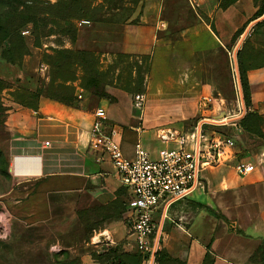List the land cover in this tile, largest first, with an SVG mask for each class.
<instances>
[{"label": "rangeland", "instance_id": "374dc122", "mask_svg": "<svg viewBox=\"0 0 264 264\" xmlns=\"http://www.w3.org/2000/svg\"><path fill=\"white\" fill-rule=\"evenodd\" d=\"M263 7L264 0L225 8L214 4L207 11L192 0H0L1 21H27L20 37L12 39L14 48L0 57V264H79L86 250L98 257L86 244L91 240L89 221L82 218L86 227L64 232L53 223L25 222L9 212L3 193L13 183L4 123L10 110L33 108L42 97L39 90L50 93L51 87L64 85L94 107L100 99L119 101L138 126L133 95L142 79L141 127L156 140L161 130L191 136L201 119L226 120L202 123L200 143L218 134L231 137V156L236 152L240 160L249 161L262 150L264 135H238V121H229L242 112L233 50L257 8ZM78 53L85 54V63ZM236 62L245 113L258 114L251 130L264 134V108H250L248 90V75L258 70L264 74V18L248 30ZM92 70L98 74L96 81L89 78ZM94 90L109 97L100 98ZM156 231L157 225L154 239ZM159 240L156 250L161 234ZM137 251V260L149 264L153 248Z\"/></svg>", "mask_w": 264, "mask_h": 264}, {"label": "crops", "instance_id": "0c3cea01", "mask_svg": "<svg viewBox=\"0 0 264 264\" xmlns=\"http://www.w3.org/2000/svg\"><path fill=\"white\" fill-rule=\"evenodd\" d=\"M192 1L204 11L220 4ZM248 79L250 108H264L263 72H253ZM118 103L100 99L94 107L83 98L65 104L40 97L33 108L10 110L4 122L13 176L3 193L9 212L25 222L53 223L64 232L86 227L82 218L89 221L91 240L86 244L99 258L86 250L79 264H141L126 207L129 192L119 183L109 157L97 160L89 149L94 111L104 109V131H115L127 158L133 154V142V149L140 141L152 156L167 144L142 127L137 131ZM239 133L246 135L242 128ZM154 141L163 146L156 147ZM226 155L220 163L202 165V185L166 207L160 232L166 256L161 264H264V144L249 159L255 169L244 176L234 169L240 160L236 152L230 157L228 150ZM162 211L155 210L153 217L158 213L160 218ZM95 237L98 242L92 244Z\"/></svg>", "mask_w": 264, "mask_h": 264}, {"label": "built area", "instance_id": "2783aa9c", "mask_svg": "<svg viewBox=\"0 0 264 264\" xmlns=\"http://www.w3.org/2000/svg\"><path fill=\"white\" fill-rule=\"evenodd\" d=\"M144 102V93L133 95V106L140 112L139 125L135 128L137 131L141 130ZM105 119L104 109L96 108L90 127L89 149L95 153L97 160H102L103 155L109 157L119 183L128 190L126 207L131 212V234L137 249L144 254L153 248L156 230L153 214L159 204L166 203L167 207L199 188L201 166L226 160L228 150L230 156L233 155L234 140L214 135L207 141L204 138L200 143L201 132L198 137L197 129L191 136L176 130H161L157 138L167 145L159 148L155 156L150 155L141 142L137 141L133 157L127 158L115 131H104ZM234 169L238 175L244 176L252 172L254 166L249 161L238 160Z\"/></svg>", "mask_w": 264, "mask_h": 264}, {"label": "trees", "instance_id": "16d2710c", "mask_svg": "<svg viewBox=\"0 0 264 264\" xmlns=\"http://www.w3.org/2000/svg\"><path fill=\"white\" fill-rule=\"evenodd\" d=\"M235 1L236 0H220V7L225 8ZM263 12H264V7L263 8H257V10L255 11L253 19L260 17L263 14ZM26 23H27V21H24L22 18L21 19L17 18V19H15V21H12L9 23H6V22L0 20V57H2L4 52H9L11 46H12V48H14V44H13L12 39H13V37H20V32ZM77 57L79 58L81 63L86 62L85 54L78 53ZM68 58L71 59L69 56L66 59H68ZM97 75L98 74L96 73V71L92 70V72L89 74L90 80L96 81ZM142 82H143V80L140 79L139 84H138V89H137L138 92H141V90L143 89ZM241 85L244 86L243 82H241ZM51 89H52L51 90L52 92H50V93H47V92L45 93L44 90H39V93H40V95H42V97L50 98V99H53V100H56V101H59V102L65 103V104H73L76 101H78V98H76V96H75V89L74 88H69V87L64 86V85H58L55 88L51 87ZM94 92L100 98H108L109 97V94H107L104 90H94ZM257 119H258L257 112L248 110V112H246L239 120H237L238 121L237 123L240 125V127L242 128V130L244 131V133L246 135L259 137L262 139L264 134H262L263 132L261 129L256 130V131L251 130L252 123L257 121ZM261 143L264 144V139H262ZM210 210L213 213H215L216 215H219L217 212H215V210H213L211 208H210ZM159 242H160V240H159ZM165 256H166V253L163 249L160 248L159 250H156L154 257H155L157 264H161V262L163 260H165Z\"/></svg>", "mask_w": 264, "mask_h": 264}, {"label": "water", "instance_id": "95a60500", "mask_svg": "<svg viewBox=\"0 0 264 264\" xmlns=\"http://www.w3.org/2000/svg\"><path fill=\"white\" fill-rule=\"evenodd\" d=\"M264 18V12L263 14L252 20L248 26L246 27V29L244 30L242 36L240 37L235 49L233 50V61H234V69H235V75H236V81H237V86H238V90H239V94H240V101H241V107H242V112L239 116H236L232 119H230L229 121H233V120H238L240 119L244 113H245V105H244V100H243V95H242V90H241V81H240V76H239V71H238V67H237V62H236V53H237V49H238V46L242 43L245 35L247 34L248 30L254 25L256 24L257 22L261 21L262 19ZM205 122H215V123H220L222 122L221 121H217V120H212V119H208V118H204V119H201L198 124H197V136L199 137V134H200V129H201V124L202 123H205ZM157 209H161L163 210L162 211V215L161 217L159 218V214L157 213L156 215V218H154V221L155 222H158V227H157V231H156V235H155V239H154V246H153V251H152V254H151V257H150V261H149V264H153V260H154V256H155V251H156V247H157V244L159 242V238H160V232H161V226H162V221H163V214H164V211L166 209V203H160L159 206L157 207ZM159 218V219H158Z\"/></svg>", "mask_w": 264, "mask_h": 264}]
</instances>
